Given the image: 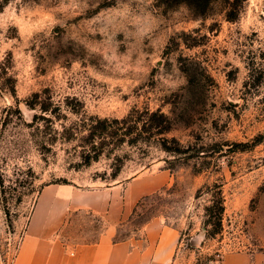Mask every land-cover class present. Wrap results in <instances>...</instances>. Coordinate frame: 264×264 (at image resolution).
I'll list each match as a JSON object with an SVG mask.
<instances>
[{"label": "rangeland", "instance_id": "374dc122", "mask_svg": "<svg viewBox=\"0 0 264 264\" xmlns=\"http://www.w3.org/2000/svg\"><path fill=\"white\" fill-rule=\"evenodd\" d=\"M225 10L0 0V254L58 264L52 248L106 240L136 264L153 246L168 264H264V0ZM147 111L163 117L139 142L83 159L86 122Z\"/></svg>", "mask_w": 264, "mask_h": 264}, {"label": "trees", "instance_id": "16d2710c", "mask_svg": "<svg viewBox=\"0 0 264 264\" xmlns=\"http://www.w3.org/2000/svg\"><path fill=\"white\" fill-rule=\"evenodd\" d=\"M167 5H176L180 3H185L189 5L194 11L201 15L209 13L212 5L219 0H159ZM224 1L226 10L225 14L229 19H235L240 12L241 5L245 0H221ZM45 111L48 108L42 107ZM156 115L163 117L162 113L158 111H147L146 114L134 115L130 112L127 116L118 119L115 118L110 120L108 118H96V122H86L84 128L88 129L90 132L86 136L89 139V143H84L81 150V156L87 163H91L93 160L98 159L103 153L111 154L112 150L107 149V146L115 142L117 136L118 140H126L128 142H139L141 134L145 131L151 130L155 127V121L157 120ZM115 123L121 125H116ZM82 128V127H80ZM171 127L167 124L159 128V132H167ZM81 130V129H80ZM165 148H169L166 142H163ZM180 148V147H178ZM172 149V148H171ZM179 150V149H177ZM117 172H113L112 176H116ZM0 184H4L2 175L0 174ZM219 216L218 223L221 224L222 216L221 212L224 209L223 200H220L219 204ZM209 210L212 209V205L208 207Z\"/></svg>", "mask_w": 264, "mask_h": 264}, {"label": "crops", "instance_id": "0c3cea01", "mask_svg": "<svg viewBox=\"0 0 264 264\" xmlns=\"http://www.w3.org/2000/svg\"><path fill=\"white\" fill-rule=\"evenodd\" d=\"M50 198V195L49 197ZM72 203L75 204V207L81 209H89L98 207L99 204H103L106 202L105 195L103 194H80L77 193L75 196L72 197ZM108 241L101 240L98 244L94 247H87V246H81L78 249V252L75 256H69L65 253L59 251L57 247L52 248L53 250L48 251V257L51 262L56 261L58 264H136L138 263L137 258L134 259L133 256H130V258L126 259L123 257V259H118L116 255L121 254L119 251L121 248H112L105 243ZM173 250L169 249L167 251V254L163 256L161 253V246H153L150 250L146 251L143 255L141 260H145V257H149L151 261L149 263H142V264H168L169 261H164V258L170 254H172ZM115 255V256H113ZM224 264H233L232 259H228Z\"/></svg>", "mask_w": 264, "mask_h": 264}, {"label": "built area", "instance_id": "2783aa9c", "mask_svg": "<svg viewBox=\"0 0 264 264\" xmlns=\"http://www.w3.org/2000/svg\"><path fill=\"white\" fill-rule=\"evenodd\" d=\"M15 254H0V264H13Z\"/></svg>", "mask_w": 264, "mask_h": 264}]
</instances>
